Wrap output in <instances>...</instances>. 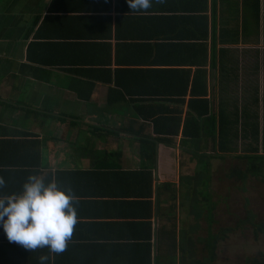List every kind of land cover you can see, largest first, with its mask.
Here are the masks:
<instances>
[{"label":"crops","instance_id":"0c3cea01","mask_svg":"<svg viewBox=\"0 0 264 264\" xmlns=\"http://www.w3.org/2000/svg\"><path fill=\"white\" fill-rule=\"evenodd\" d=\"M263 3L166 0L140 13L127 0H0V195L19 194L30 175L74 190L78 222L54 264H156L173 254V223L178 241L198 225L184 196L204 191L202 161H242L251 141L240 134L253 122L264 134ZM199 100L214 122L199 119L193 141L184 125ZM149 115L177 118L165 124L172 147L154 142ZM246 181L264 215V176ZM249 245L246 264H264V234ZM2 249L9 264L47 254L10 243L0 226Z\"/></svg>","mask_w":264,"mask_h":264},{"label":"clouds","instance_id":"9594fccd","mask_svg":"<svg viewBox=\"0 0 264 264\" xmlns=\"http://www.w3.org/2000/svg\"><path fill=\"white\" fill-rule=\"evenodd\" d=\"M153 2L166 0H127L132 12L146 13ZM6 181L0 176V189ZM79 197L69 186L62 187L56 178L46 181L30 175L17 194L0 195V226L10 243L30 252L47 249L39 264H54L55 256L68 248L78 222Z\"/></svg>","mask_w":264,"mask_h":264},{"label":"trees","instance_id":"16d2710c","mask_svg":"<svg viewBox=\"0 0 264 264\" xmlns=\"http://www.w3.org/2000/svg\"><path fill=\"white\" fill-rule=\"evenodd\" d=\"M255 4H256L255 7H252L250 10L253 11L255 8H258V3L255 2ZM262 5H263V10H264V3ZM256 11H258V9H256ZM257 14L258 13L255 12V15ZM124 73H125V70H118L117 77ZM180 103L182 104L184 102H177V104H180ZM207 103L208 101L206 100L190 101L188 103L189 108L192 109L193 111L188 116L187 120L185 121L184 132H183L184 138H191L193 139V141H197L200 138V132H199L198 126H196V123H198L199 119L200 120L204 119L206 126L211 125L213 127L212 124L214 122V117L208 114ZM196 105H198L199 107L202 106V111H198L197 113ZM255 117L256 116L254 115L253 116L254 120L256 119ZM146 118L154 119L153 120L154 128H156L155 132L161 136L158 139L154 140V142L161 143L166 146L172 147L174 144L172 143L171 137L172 135H174V132H172L171 128L165 124H167L169 121L174 122L175 120H177V118L164 117V116L160 117V116H154V115H149ZM221 118L224 119L223 115L219 116V120H221ZM223 121H226V119H224ZM257 124L258 123L253 122L252 124L253 130L251 132L240 134L243 139H249L251 141L249 147L247 148V151L248 153H250V156L248 155V157L245 158L246 160L249 161V162L246 161L248 163V167H247L248 174H243V172L241 173L237 171L235 173L237 176H234L236 177L237 181H240L242 184L244 182L245 186L247 182L246 181L247 176H254L257 178L258 176L256 175L263 173L262 165H264V141L261 137V133L258 131ZM223 129L219 133L220 139H222L223 137H226V138L222 139L221 144H224L223 142L224 139L229 138L228 137L229 133H227V131H224ZM202 135H204L205 140H207V138L213 139L214 134L211 131L206 130L205 132L202 133ZM262 142H263V146H262ZM197 150H200V149H195V152H194L195 154L196 152H198ZM259 153H262V154L260 155ZM145 154L148 155L147 153ZM202 156H204L203 153H202ZM245 159H243L242 161H244ZM199 162L201 163V160ZM202 162H203V166H199V169H201L204 172H208L209 164H208L207 159L203 160ZM238 174L240 175L238 176ZM202 180H203L202 183L204 184V189H205L209 178L207 176L206 178ZM162 187L167 188L168 186L164 185ZM194 189H192V192L194 191ZM199 196L201 197L203 196L207 200V197L205 193L203 192V190H199V191L196 190V193L193 192V196H192L193 199H191L190 196L188 195L184 196V201L187 200V203L193 201L191 215H193L194 219L197 220L198 225H195V222H194V224L192 225V232L189 234V236H186V238L183 239L182 234H180L181 238H180V241H178L177 236H176L177 235L176 234V224L173 223L172 232H171L172 233L171 249H172L173 254H171L170 256H167V259L165 261H162L158 257L156 264H185L188 262H191V264H211V262L214 260L213 253L216 251L218 243L221 241L222 242L225 241L228 235L231 233H235L236 231H243V228H242L243 224L244 225L250 224V226L252 225V227L255 229L256 233L264 234V224L251 223V220H250L251 217H250L249 211L244 212L242 219L236 216L234 219L233 226L232 225L219 226L217 231H214V224L218 225V221H216L214 218L215 217V214H214L215 207L213 203L201 202L198 198ZM203 214L205 215V217L203 218L204 222H206L205 227H201L199 225V219L202 216H204ZM189 231H191V227L189 228ZM182 233H183V230H182ZM198 249L207 251L208 253L207 261H205L204 258L202 259L196 258L197 255L195 256L194 254L196 253V250ZM10 252H11L10 249H2L1 250L2 255H0V258H2L4 254L5 256H8ZM192 256H195L194 257L195 259H191ZM9 261L10 260H4V261L0 260V264H9ZM254 263L257 264V261L255 258L252 264ZM146 264H152L151 255H150V259L148 257V259L146 260Z\"/></svg>","mask_w":264,"mask_h":264},{"label":"rangeland","instance_id":"374dc122","mask_svg":"<svg viewBox=\"0 0 264 264\" xmlns=\"http://www.w3.org/2000/svg\"><path fill=\"white\" fill-rule=\"evenodd\" d=\"M259 113L261 114L262 125L264 126V107L262 111L259 110ZM261 137L264 141V134H261ZM247 140L249 139H246V141ZM240 144L243 147L245 142L243 141ZM230 156L221 160L220 169L217 163L218 161L210 160V163L208 162L210 169L208 176L209 180L203 191L207 200L203 196L198 197L201 202L213 203L215 207L214 218L218 221V225L214 224V231H217L219 226H233L235 217L238 216L242 219L245 211H249L251 222L260 224L262 219L264 220V215L261 213L260 209L261 198H259L258 192L251 190V188H247L244 182L242 184L235 178H222V176H237L235 174L237 171L241 173L243 172V174H248V163L246 161L242 162L237 160L234 157L235 155ZM181 157H183V154L180 152L179 158ZM234 158L236 159L235 161ZM181 161L182 160H180V162ZM240 174H238V176ZM256 176H264V174L261 173ZM250 184L251 182H246V185L250 186ZM204 217L205 215L199 219V225L201 227H205L206 225V222H204L203 219ZM250 227L243 224V231L231 233L225 241L219 242L216 251L213 253L214 260L211 264H246V261L248 260L246 259L248 258L246 256L249 252H256L254 248L251 250L249 243L253 245V241H255L256 235L258 234L252 225ZM194 255H197V259L204 258L205 261H207L208 253L205 250L198 249ZM195 256H192L191 259H195ZM185 264H191V262Z\"/></svg>","mask_w":264,"mask_h":264}]
</instances>
